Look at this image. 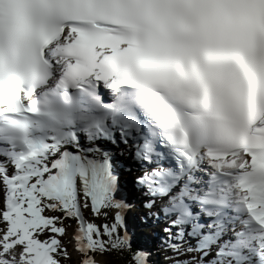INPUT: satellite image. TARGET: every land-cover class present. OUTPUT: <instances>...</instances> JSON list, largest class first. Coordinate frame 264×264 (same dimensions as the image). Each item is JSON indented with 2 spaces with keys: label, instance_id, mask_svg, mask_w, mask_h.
Returning <instances> with one entry per match:
<instances>
[{
  "label": "snow or ice",
  "instance_id": "obj_1",
  "mask_svg": "<svg viewBox=\"0 0 264 264\" xmlns=\"http://www.w3.org/2000/svg\"><path fill=\"white\" fill-rule=\"evenodd\" d=\"M120 145L175 264H264V0H0V264H60L68 228L79 264H149Z\"/></svg>",
  "mask_w": 264,
  "mask_h": 264
},
{
  "label": "rangeland",
  "instance_id": "obj_2",
  "mask_svg": "<svg viewBox=\"0 0 264 264\" xmlns=\"http://www.w3.org/2000/svg\"><path fill=\"white\" fill-rule=\"evenodd\" d=\"M9 172H11V170H9ZM44 215H54V213L45 211L43 213ZM127 213L123 214V218H125ZM86 220L92 221L94 223H96L98 226L104 223H108L111 224L112 223V213L109 212V215L105 218L103 216L100 217H93L91 215V213L89 211L86 210V215L84 217ZM2 226V225H0ZM72 227L74 228L75 226L72 225ZM71 228H68L67 233L63 236V237H58L61 240V243L65 246V248L67 249V253H68V258L64 259L62 257H58V259H60V264H79V259H80V254L78 252H76L74 250L73 247V243L71 240ZM121 234H123V230H120ZM44 237H41V239H43ZM167 256L169 257L170 254L168 253ZM190 257L189 254L187 253H181L177 256L178 260H184V258ZM95 260H97L99 262V264H107L108 260H109V256L108 254H104L103 256L101 255H97L94 257ZM162 260V259H160Z\"/></svg>",
  "mask_w": 264,
  "mask_h": 264
},
{
  "label": "trees",
  "instance_id": "obj_3",
  "mask_svg": "<svg viewBox=\"0 0 264 264\" xmlns=\"http://www.w3.org/2000/svg\"><path fill=\"white\" fill-rule=\"evenodd\" d=\"M147 212V211H145ZM137 214L138 216L144 220L143 218V211H137ZM55 215H60L59 213H55ZM86 215V211L84 210V217ZM64 224L65 226L68 225V224H71V225H75V222L74 220H65L64 221ZM140 234L138 236L134 235V236H131L132 237V250L135 251L137 249V247L141 248V244L146 241V244L148 246L152 245L149 240V235L150 233H153L151 231V229H148V232L146 234H143L141 231L139 232ZM158 238L161 242H166L167 240L165 239V236L164 235H161L159 234L158 235ZM168 238V237H167ZM155 240V239H154ZM109 255V261L107 264H130L129 262V253L125 252L123 254H120V253H117V252H110V253H107ZM98 255V254H96ZM172 262H174L173 260L169 259V264Z\"/></svg>",
  "mask_w": 264,
  "mask_h": 264
},
{
  "label": "bare ground",
  "instance_id": "obj_4",
  "mask_svg": "<svg viewBox=\"0 0 264 264\" xmlns=\"http://www.w3.org/2000/svg\"><path fill=\"white\" fill-rule=\"evenodd\" d=\"M112 151L114 152V155L112 157V163H113L114 173L117 175L118 178H122V179H125L126 180L128 178V170L126 171L124 168H120V162L118 161V156H119L120 150L113 149ZM130 158H131V156H125L124 161L127 162V161L130 160ZM135 165L136 166L138 165L137 162H135ZM125 191L127 193L129 192L128 194L131 193V196H130V199L131 200L133 199L134 201H136V200L140 201V199H142V198H140V199L136 198V195L138 197V194H139L138 191H139V189L135 188L134 186H131V188L129 186H126ZM130 199H128V201H130ZM142 201H144V198L142 199ZM165 250H166V248L159 249V254L163 255L164 252H165ZM168 260H169V258H168Z\"/></svg>",
  "mask_w": 264,
  "mask_h": 264
}]
</instances>
